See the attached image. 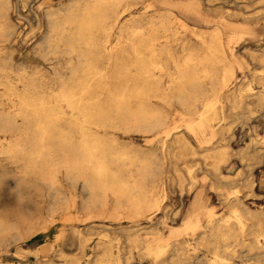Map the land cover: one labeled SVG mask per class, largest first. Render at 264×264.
Returning a JSON list of instances; mask_svg holds the SVG:
<instances>
[{
	"label": "rangeland",
	"instance_id": "obj_1",
	"mask_svg": "<svg viewBox=\"0 0 264 264\" xmlns=\"http://www.w3.org/2000/svg\"><path fill=\"white\" fill-rule=\"evenodd\" d=\"M70 1L8 0V5L0 0V81H3L0 84L1 103L9 102L5 104L9 106L10 96L18 102L21 96L27 98L29 91L35 90L47 104L53 107L58 104L57 93L64 83L63 80L73 77L67 64L68 58L74 54L47 53L48 47L42 42L49 34L46 11L58 10V15L62 16ZM111 2L114 7L113 14L125 9L110 36L113 45L120 42L111 53L112 70L127 71L131 82L138 85L142 84V77L133 65L134 53L126 41L128 26L132 24L130 19L138 20L143 15V19L135 24L147 28V17L160 14L176 33L173 37L178 45L186 43L193 48L196 46L195 49L200 54L205 52L201 38L210 40L211 29L215 26L221 27L226 55L236 67V76L224 89V94L232 91L235 93L234 99L227 102V105L238 106L236 113H229L225 120L213 123L221 132L211 135V127L196 128L194 123L197 124L198 116L185 115L178 102L174 101L168 107L171 126L177 123L181 128L194 126L195 129L194 134H188L198 152L192 154L186 150L188 155L175 161L186 183H191L188 167L192 168L199 182L191 193L185 191L182 195L176 183L178 177L172 168L171 162L174 158L167 155V160L165 159L163 151L160 150V142L146 138L139 120L131 116H116L113 123L99 129L101 133L114 135L119 145L131 150L155 149L157 164L161 165L164 158V171L174 179L168 184L170 195L163 210L149 217L132 220L124 215L121 218L110 217L115 201L111 193L106 196L107 205L103 211L97 210L95 206L89 208L91 211L88 209L86 202L93 196L92 192L83 184L82 179L73 183L66 178L63 155L68 148L59 138L61 133L58 127L64 129L69 124L60 120L57 128H53L46 121L42 122L40 115L30 114V110L23 106L21 111L24 115L16 117V125L14 124L12 131L0 133V219L18 223L21 231L18 233L11 230L0 234V264H94L103 248L97 242L108 240V235L113 238L112 248L115 255L123 256L128 248H133L132 256L135 257L130 264H152L151 259L143 258L139 251L147 243L157 240L151 228L153 226L161 229V242L172 243L188 239L191 250L196 248L201 255L210 256L207 248L197 239L201 230L188 233L184 229L188 216L192 214L191 205L199 189H203L201 205L205 212L199 219L200 225L206 224L208 211L212 210L217 218L231 213L227 200L232 196L226 193L219 196L218 189L211 187L215 179L205 171L203 153L206 147H216L218 152L227 151V160L221 165V171L226 174L225 179L233 181L225 180L221 185L229 191L236 188L237 195L251 210L264 209V103L256 95L264 90V0H120L118 6L117 0H109ZM220 17L237 25L235 28L226 26ZM94 35L98 40L103 38L99 29L94 30ZM92 55L97 54L93 52ZM170 80V77L165 76L161 85H168ZM206 83H210V80ZM7 88H11L15 95L9 96ZM209 88L210 85L206 84L205 93L208 95ZM61 104L68 112L66 118L70 117L71 108L65 103ZM150 105L159 108L162 102L154 100ZM198 107L201 108L202 105L198 103ZM247 110H250L248 114H242ZM78 136V132L74 133L75 142L78 141ZM246 148L254 155L241 159L238 153ZM207 161H211V158ZM45 172L54 177V187L48 186L50 182L47 181ZM55 188L70 197L68 203L56 198ZM245 222L249 225L252 220L245 219ZM129 234H135L141 245L132 247ZM58 235H61L60 242L57 241ZM245 238L247 241L251 239L248 235ZM231 262L256 264V259L255 256L234 257ZM120 263L126 264L123 259ZM110 264H113L112 261ZM188 264L198 263L188 260Z\"/></svg>",
	"mask_w": 264,
	"mask_h": 264
},
{
	"label": "bare ground",
	"instance_id": "obj_2",
	"mask_svg": "<svg viewBox=\"0 0 264 264\" xmlns=\"http://www.w3.org/2000/svg\"><path fill=\"white\" fill-rule=\"evenodd\" d=\"M5 2L8 3V0H4ZM118 5L120 0L116 2V6ZM113 8L109 0H71L62 16L58 15V10L46 11L49 34L45 36L42 44L47 45L46 52L50 54H74L68 58L67 64L72 70L73 77L63 80L64 83L57 93L59 101L54 107L47 104L35 90L29 91V95L25 94L27 98L21 96L17 102L15 98H10V95H15L14 91L7 88L11 105H5L9 102L5 104L0 102V133L12 131L16 117L24 115L21 111L23 106L30 110V114L40 115L42 122L46 121L53 128H57L58 121L65 120L69 127L64 129L58 127V130L61 133L59 138L68 148L63 155L66 178L73 183L82 179L83 184L92 192L93 196L86 202L88 209L95 206L97 210L103 211L107 205L106 196L111 193L115 201L110 217L121 218L124 215L136 220L149 217L165 207L170 195L168 184L174 180L171 179L172 175L164 171L163 163L167 160V155L174 158L171 163L174 174L178 177L176 183L181 195L185 191L191 193L199 182L192 168L188 167L191 183H186L175 161L185 158L188 155L186 150L192 154L198 152L188 134V132L194 134V126L187 129L179 127L177 123L171 126L168 107L176 101L183 108L185 115L198 116L197 124L194 123L197 125L196 128L211 127V135L221 132V129H216L215 124H212L225 120L229 113H236L238 107L234 104L227 105V102L235 97L233 91L224 94V89L236 76V67L226 55L221 27L215 26L211 29L210 40L198 35L205 49L204 54H200V51L195 49L196 46L193 48L186 43L178 45L173 37L176 33L171 30L166 18L160 14L147 17V28L136 25L135 22L143 19L142 15L138 20L130 19L129 22L132 24L128 26L126 41L134 53L133 65L139 70L143 81L141 85L131 82L127 71L112 70L111 53L120 42L113 45L110 36L112 29L120 22L121 13L125 11L122 9L118 14H113ZM220 18L221 21L224 20L226 26L237 25L224 17ZM178 19L183 21L179 17ZM95 29H99L103 34L101 40L94 35ZM93 52L97 55L93 56ZM165 76L171 80L168 85L162 86ZM207 80H210V83H206ZM2 83L3 81H0V84ZM206 84L210 85L207 90L209 95L205 93ZM256 95L264 103V90ZM154 100L162 102L161 107H152L150 104ZM61 103L71 108L70 117L66 118L68 112L63 109ZM198 103L202 105L201 108L198 107ZM250 110L242 114H248ZM116 116H131L139 120L146 138L160 142V150L163 151L166 160L163 158L161 165L157 164L155 149L131 150L129 147L119 145L114 135L101 133L99 129L113 123ZM71 125L75 127L72 128ZM76 132L79 134L77 142L76 136L74 137ZM204 151L205 171L215 179L211 187L218 189L219 196H224L225 193L232 196L227 200L231 213L226 217L217 218L212 210L208 211V220L202 226L199 219L205 212L201 205L203 189H199L191 205L192 214L188 216L185 224L183 222L188 233L201 230L197 239L207 248L210 256L201 255L195 247L191 250L188 239L172 243L161 242L159 236L162 231L157 226L151 227L157 240L153 239L155 241L147 243L139 252L143 258H150L152 264H188V260H195L198 264H234L231 262L234 257L251 256H255L256 264H264V209L251 210L237 195L236 188L229 191L221 185L225 180L233 181L225 179L226 174L221 171V165L227 160V151L218 152L216 147H206ZM253 155L247 148L238 153L241 159ZM208 158H211V161H207ZM45 174L47 181L50 182V185H47L54 187V177L47 172ZM204 179L203 177L202 181ZM54 192L56 198L69 202L70 197L65 196L60 189L55 188ZM249 218L252 222L248 225L245 219ZM11 230L20 233V225L1 218L0 234ZM246 235L251 237L249 241L245 238ZM108 236H106L108 240L97 242V245L103 248L94 264H110V261L113 264H121L122 259L126 264H130L131 259L135 257L132 256L133 248H128L123 256L115 255L112 248L113 238ZM129 236L132 247L141 245L135 234ZM60 239L61 235H58L57 241L60 242ZM44 250L47 251V248Z\"/></svg>",
	"mask_w": 264,
	"mask_h": 264
}]
</instances>
